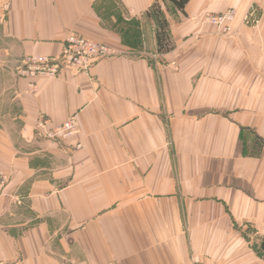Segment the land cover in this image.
<instances>
[{"label":"crops","instance_id":"1","mask_svg":"<svg viewBox=\"0 0 264 264\" xmlns=\"http://www.w3.org/2000/svg\"><path fill=\"white\" fill-rule=\"evenodd\" d=\"M74 32L116 56L20 75ZM263 46L264 0H0V264H264Z\"/></svg>","mask_w":264,"mask_h":264},{"label":"built area","instance_id":"2","mask_svg":"<svg viewBox=\"0 0 264 264\" xmlns=\"http://www.w3.org/2000/svg\"><path fill=\"white\" fill-rule=\"evenodd\" d=\"M236 15V10L230 8L226 12L208 14L203 20L215 28L216 34L231 36ZM116 54L108 44L97 42L74 32L65 37L64 47L59 56L32 54L25 59L23 65L19 68V73L31 79L35 77H59L65 72L74 75L86 73L95 63L106 58L115 57ZM31 86L32 88L37 87L34 83ZM78 132L79 125L75 117L68 119L59 126L50 125V120L44 118L36 123V134L46 139H68ZM6 180V175L0 173V187L5 184ZM192 264L203 263L194 261Z\"/></svg>","mask_w":264,"mask_h":264},{"label":"trees","instance_id":"3","mask_svg":"<svg viewBox=\"0 0 264 264\" xmlns=\"http://www.w3.org/2000/svg\"><path fill=\"white\" fill-rule=\"evenodd\" d=\"M169 1L173 3L179 9L184 10L189 0H169ZM152 8L158 17V22H159V31L157 34L158 50L169 51L171 49V43H170L169 36L167 34V30L169 27L168 22H166L164 18V12L162 11V8L160 7V5L154 4ZM254 146H255V151L259 152L264 146V140H262L260 137H256ZM259 248H260L261 254L264 256V239L261 241Z\"/></svg>","mask_w":264,"mask_h":264}]
</instances>
